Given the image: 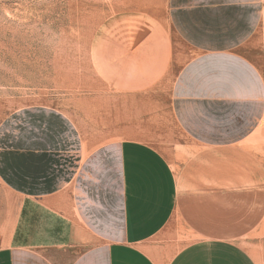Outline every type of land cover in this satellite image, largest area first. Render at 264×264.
<instances>
[{
	"label": "crops",
	"instance_id": "obj_1",
	"mask_svg": "<svg viewBox=\"0 0 264 264\" xmlns=\"http://www.w3.org/2000/svg\"><path fill=\"white\" fill-rule=\"evenodd\" d=\"M168 5L169 72L129 67L111 138L48 113L28 129L0 264H264V0Z\"/></svg>",
	"mask_w": 264,
	"mask_h": 264
},
{
	"label": "rangeland",
	"instance_id": "obj_2",
	"mask_svg": "<svg viewBox=\"0 0 264 264\" xmlns=\"http://www.w3.org/2000/svg\"><path fill=\"white\" fill-rule=\"evenodd\" d=\"M172 48L168 0H0V193L10 173L23 184L41 114L111 138L105 95L116 103L129 67L167 76Z\"/></svg>",
	"mask_w": 264,
	"mask_h": 264
}]
</instances>
